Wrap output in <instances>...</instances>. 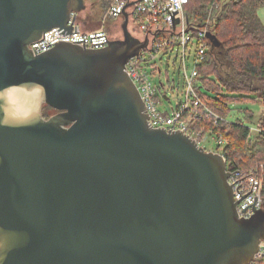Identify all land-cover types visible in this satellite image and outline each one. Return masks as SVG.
<instances>
[{"label":"water","instance_id":"obj_1","mask_svg":"<svg viewBox=\"0 0 264 264\" xmlns=\"http://www.w3.org/2000/svg\"><path fill=\"white\" fill-rule=\"evenodd\" d=\"M88 1L0 0V264H251L264 209L240 218L224 159L149 127L125 72L139 0L103 49L31 52Z\"/></svg>","mask_w":264,"mask_h":264},{"label":"built area","instance_id":"obj_2","mask_svg":"<svg viewBox=\"0 0 264 264\" xmlns=\"http://www.w3.org/2000/svg\"><path fill=\"white\" fill-rule=\"evenodd\" d=\"M129 1L112 0L104 20H118ZM220 3L221 0H213L208 8L209 17L202 27L192 25L187 20L184 9L188 0H139L126 9L134 20L140 40H147V46L139 55L129 59L125 72L145 104L149 127L181 132L194 140L198 147L205 142H212L215 144L214 153L219 154L226 164L225 148L229 142L222 133L214 131L221 119L201 102L195 89L200 85L198 69L204 65L209 51L207 35L211 34L213 26L212 12L219 10ZM76 21V16L71 15L67 23L70 32L54 28L30 44L33 55L45 53L59 43L75 44L90 50L103 49L108 45L110 36L103 28L84 32ZM155 58L160 61L165 58L172 65L178 64L184 92L177 94L173 104H170L167 92H174L175 80L154 83L162 72L158 66L150 64V59ZM208 119L213 120V126L209 128L203 125ZM244 127L248 130L247 144L250 145L251 139L261 130L258 124ZM228 172V183L237 202V214L240 218H249L263 206L264 165ZM251 264H264V240L260 242Z\"/></svg>","mask_w":264,"mask_h":264},{"label":"trees","instance_id":"obj_3","mask_svg":"<svg viewBox=\"0 0 264 264\" xmlns=\"http://www.w3.org/2000/svg\"><path fill=\"white\" fill-rule=\"evenodd\" d=\"M89 2L92 5L89 12L84 18H80L81 13L77 14L76 20L84 29L93 31L100 26L101 16L112 0ZM212 3L213 0H188L184 13L189 23L202 27L209 17L208 8ZM220 4L219 10L212 12V38L205 63L198 69L200 85L195 89L201 102L221 119L214 131L222 133L229 142L225 148L227 171L246 170L264 165V112L257 119L261 133L254 136L248 145L245 125L241 121H227L230 114L228 105L250 101L264 107V24L258 16V12L264 9V0H221ZM127 29L130 33L137 31L130 16ZM110 41L113 40L110 38ZM218 60L227 65L232 72L231 77L221 75ZM58 113L48 106L42 108L44 119ZM253 120L254 116L247 113L246 122L252 123ZM203 125L212 127L213 120L208 119ZM262 199L264 209V186Z\"/></svg>","mask_w":264,"mask_h":264},{"label":"rangeland","instance_id":"obj_4","mask_svg":"<svg viewBox=\"0 0 264 264\" xmlns=\"http://www.w3.org/2000/svg\"><path fill=\"white\" fill-rule=\"evenodd\" d=\"M91 7L92 5L88 1L86 5L85 14L81 13L79 15L80 18H84V16L86 15L87 12H89L88 10ZM106 11L101 16L100 26L94 30L103 28L106 32L108 31L109 36L112 40L121 39L122 38L121 25L123 21L122 20H111L108 18L104 20L105 18L104 15L106 14ZM258 16L261 22L264 24V9H261L258 12ZM76 22L80 26L82 31L89 32V30L84 29V27L81 25L79 21H76ZM149 62L153 66H158L160 70L162 71L161 75L157 77V79L154 80L155 84H158L159 81L166 82V80L168 81H171L172 79L175 80L176 85L174 87V92L173 93L170 91L167 92L168 93L167 97L170 99V104L175 103L177 94H182L184 92L183 81L178 72V64L174 63L172 65L165 58H161V61L158 58L150 59ZM218 66H219V71L222 76L224 77L232 76V72L230 71V69L227 67V65L224 62H222L221 60H218ZM228 108L230 109V114L228 115V118H227V121L229 123H233L234 121H241L243 124L250 126V127H253L257 124V119L259 115L264 112V107L261 103H253L250 101H245V102H240V103H230L228 105ZM247 113H250L254 116V120L252 123L246 122ZM200 146L203 147L206 152L215 151V144L212 142H205L204 144Z\"/></svg>","mask_w":264,"mask_h":264},{"label":"flooded vegetation","instance_id":"obj_5","mask_svg":"<svg viewBox=\"0 0 264 264\" xmlns=\"http://www.w3.org/2000/svg\"><path fill=\"white\" fill-rule=\"evenodd\" d=\"M87 3H88V2H87ZM118 20H122V16H121ZM131 36H132L135 40H137V41H139V42H142V41L140 40V38H139V34H138V32H136V31L131 32Z\"/></svg>","mask_w":264,"mask_h":264}]
</instances>
